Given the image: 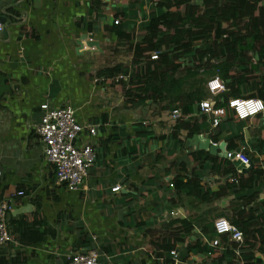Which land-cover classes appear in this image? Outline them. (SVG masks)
I'll use <instances>...</instances> for the list:
<instances>
[{
    "label": "crops",
    "instance_id": "crops-1",
    "mask_svg": "<svg viewBox=\"0 0 264 264\" xmlns=\"http://www.w3.org/2000/svg\"><path fill=\"white\" fill-rule=\"evenodd\" d=\"M139 1L0 0V15L8 14L0 31V199L13 202L14 237L0 264H70L72 254L93 250L103 264H264L260 225L255 247L244 245L245 234L238 242L215 229L225 220L244 233L264 215V111L240 119L230 107L260 99L258 82L223 106L228 91L210 94L214 76L206 71L202 100L186 115L178 107L177 121L167 102L127 97L134 46L159 12L152 0ZM257 56L252 64L263 77ZM115 67L125 75L101 74ZM205 100L223 114L203 111ZM44 103L70 106L80 124L96 127L95 136L85 130L76 139L96 154L79 190L55 184L36 133ZM206 142L213 151L202 149ZM229 149L253 167L227 159Z\"/></svg>",
    "mask_w": 264,
    "mask_h": 264
},
{
    "label": "trees",
    "instance_id": "trees-1",
    "mask_svg": "<svg viewBox=\"0 0 264 264\" xmlns=\"http://www.w3.org/2000/svg\"><path fill=\"white\" fill-rule=\"evenodd\" d=\"M152 1L159 12L151 16L141 41L134 46L133 64L137 71L128 80L127 97L140 101L149 95L155 101L167 102L170 105L167 110L173 112L180 107L186 115L194 111L195 101L202 100L196 97L203 98L205 94V78L201 74L210 71L223 81L228 91L223 106H228L230 98H240L241 86L252 81L258 82L256 94L264 101V74L256 75L258 67L252 64L258 55L257 64L264 65V0ZM154 52L160 53L158 60L151 59ZM188 57L192 65L185 61ZM107 72L110 74H101L108 79L126 73H122L121 67ZM149 85L153 87L148 88ZM187 88L190 90L185 93ZM229 169L235 172L233 165ZM236 225L240 227L239 223ZM258 225L262 228L258 241L263 252L264 215L260 223L246 224L241 229L245 234L244 245L255 247L254 226ZM181 228L187 233L193 230L191 223L184 221Z\"/></svg>",
    "mask_w": 264,
    "mask_h": 264
},
{
    "label": "built area",
    "instance_id": "built-area-1",
    "mask_svg": "<svg viewBox=\"0 0 264 264\" xmlns=\"http://www.w3.org/2000/svg\"><path fill=\"white\" fill-rule=\"evenodd\" d=\"M115 24H119L116 20ZM0 31L3 27L0 24ZM159 52H154L152 60L159 59ZM117 81H125L124 76L117 78ZM207 89L213 96L218 92L226 91V86L219 77L210 79L207 83ZM230 107L236 112L240 119H247L264 111V101L261 99H234ZM200 108L207 113L223 114L222 109H216L214 102L205 100L200 103ZM41 117L36 126V133L40 137L42 148L46 160L53 165L55 184L65 186L69 191L79 190L88 177L89 168L96 160V154L90 145L79 147L76 145L77 137L88 130L91 135H96L95 126L82 125L76 117L72 107L51 108L48 103L40 107ZM182 116L180 110L171 113L173 120L177 121ZM227 159H236L242 166H250V158L243 151H228ZM117 185L113 188L114 192L121 190ZM19 195V193H18ZM13 209V202L10 199H0V251L14 241L10 232L7 216ZM217 234H230L235 241L242 242L244 233L236 227L229 225L225 220L215 222ZM213 244H219V240H214ZM70 264H103L96 251H90L86 254H72Z\"/></svg>",
    "mask_w": 264,
    "mask_h": 264
},
{
    "label": "water",
    "instance_id": "water-1",
    "mask_svg": "<svg viewBox=\"0 0 264 264\" xmlns=\"http://www.w3.org/2000/svg\"><path fill=\"white\" fill-rule=\"evenodd\" d=\"M7 13L4 11L3 12V15H0V24L1 25H3V24H5L6 23V21H7ZM200 136L199 135H197V138H199ZM196 138V139H197ZM201 147H202V149H204V150H207V149H211V151H213L214 150V147H211V145H209L207 142L204 144V145H200ZM251 165H250V167L248 168V169H246V170H250L252 167H253V163L251 162L250 163Z\"/></svg>",
    "mask_w": 264,
    "mask_h": 264
},
{
    "label": "rangeland",
    "instance_id": "rangeland-1",
    "mask_svg": "<svg viewBox=\"0 0 264 264\" xmlns=\"http://www.w3.org/2000/svg\"><path fill=\"white\" fill-rule=\"evenodd\" d=\"M262 5H264V1L262 2ZM142 11H143V12H145V10H144V9H143Z\"/></svg>",
    "mask_w": 264,
    "mask_h": 264
}]
</instances>
